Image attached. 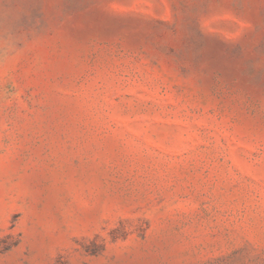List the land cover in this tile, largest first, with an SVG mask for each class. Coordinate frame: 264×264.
Segmentation results:
<instances>
[{"label":"rangeland","instance_id":"1","mask_svg":"<svg viewBox=\"0 0 264 264\" xmlns=\"http://www.w3.org/2000/svg\"><path fill=\"white\" fill-rule=\"evenodd\" d=\"M0 264H264V0H0Z\"/></svg>","mask_w":264,"mask_h":264}]
</instances>
